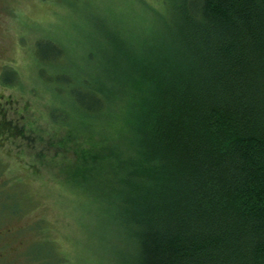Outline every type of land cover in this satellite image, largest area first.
Returning a JSON list of instances; mask_svg holds the SVG:
<instances>
[{
    "label": "trees",
    "instance_id": "obj_1",
    "mask_svg": "<svg viewBox=\"0 0 264 264\" xmlns=\"http://www.w3.org/2000/svg\"><path fill=\"white\" fill-rule=\"evenodd\" d=\"M161 8L125 55L105 32L93 68L40 72L67 88L51 121L89 139L72 182L98 199L111 264H264V0ZM63 53L37 43L40 64Z\"/></svg>",
    "mask_w": 264,
    "mask_h": 264
},
{
    "label": "rangeland",
    "instance_id": "obj_2",
    "mask_svg": "<svg viewBox=\"0 0 264 264\" xmlns=\"http://www.w3.org/2000/svg\"><path fill=\"white\" fill-rule=\"evenodd\" d=\"M161 2L0 0V264H111L98 199L72 182L71 170L89 162L88 136L69 138L80 131L73 122L51 121L52 111L70 109L67 88L40 72L88 71L103 33L123 49L127 33L153 24ZM39 41L59 46L63 60L40 64Z\"/></svg>",
    "mask_w": 264,
    "mask_h": 264
}]
</instances>
